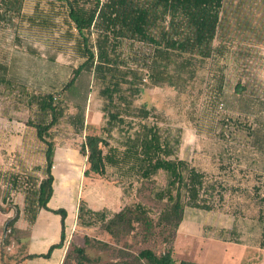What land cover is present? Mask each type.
I'll return each mask as SVG.
<instances>
[{"label":"rangeland","instance_id":"obj_1","mask_svg":"<svg viewBox=\"0 0 264 264\" xmlns=\"http://www.w3.org/2000/svg\"><path fill=\"white\" fill-rule=\"evenodd\" d=\"M22 13L23 17L15 20V28L0 24V77L8 81L6 86H0V128L14 129L12 154L4 150V155L18 166L24 161L21 142H27L28 152L36 162L41 152L34 129L26 125L29 120L38 119V108L30 103V97L53 95L63 99L66 117L53 129L59 147L80 146L85 135L101 134L105 122L101 112L103 102L98 96L100 86L92 77L83 76L74 95L65 90L73 70L83 60L75 52L73 38L68 37L62 3L24 0ZM214 47L221 55L207 61L184 93L168 86L146 87L135 105L146 103L150 108L155 107L165 120L163 128L171 129L181 138L179 158L226 189L223 210L203 211L202 220L227 221L233 216L259 219L260 213H264L261 203L264 197V1L226 0ZM144 80L147 82L146 77ZM81 104L86 105L88 128L78 134L68 117ZM25 126L28 132L23 134ZM22 134L24 140L20 141ZM112 143L116 145L115 140ZM35 167L7 173H31L36 178L33 180L41 179L42 173L35 171ZM117 179L112 169L106 178L87 179L83 197L87 207L107 210L110 216L113 211L141 203L153 218L157 217L164 202L154 195L166 188L165 173L160 172L153 183L142 189L127 182L125 193L115 184ZM23 196V190H13L5 179H0V264H40L48 260L27 259L32 226L24 215L22 229L15 226V231L12 227L5 231L8 211L16 205L23 207ZM85 237L91 239L86 247L87 255L96 264H115L119 257L130 258L144 248L157 252L165 248L161 239L145 242L135 233L116 241L104 231L101 222L92 227L78 224L67 235L62 249L64 259L72 245L85 247Z\"/></svg>","mask_w":264,"mask_h":264},{"label":"trees","instance_id":"obj_2","mask_svg":"<svg viewBox=\"0 0 264 264\" xmlns=\"http://www.w3.org/2000/svg\"><path fill=\"white\" fill-rule=\"evenodd\" d=\"M55 1L65 9L68 37L73 38L75 52L83 60L73 70L65 90L74 95L77 82L89 75L100 86L98 96L103 102L105 122L101 134L85 135L79 147L87 159L84 176L101 179L108 176L109 169L115 170V184L123 193L127 182L142 189L153 183L160 172L167 177L166 188L154 195L164 202L156 218L141 203L125 206L109 216L107 210L95 211L81 201L78 224L92 227L101 222L104 231L116 241L135 233L145 242L161 239L165 246L162 252L141 249L130 258L119 257L115 264H178L173 245L186 209L220 211L226 189L179 158L181 138L163 128L165 120L155 107L146 103L138 107L135 103L146 87L168 86L184 93L207 61L221 55L214 43L222 27L226 0ZM23 4L24 0H0V24L15 28V20L23 17ZM7 84L5 77H0V86ZM29 100L38 108V119L29 120L26 125L34 129L37 141L44 144L46 159L44 168L36 166L34 170L44 178L33 180L36 178L31 173L0 172V179H5L11 189L24 191L23 211L17 205L13 208L14 215L6 222L8 229L15 231L22 212L31 226L42 210L61 216L60 242L46 254L27 256L28 260L50 259L55 250L64 248L67 238V211L48 207L54 194L53 129L66 114L63 99L57 96H32ZM75 107L76 113L68 117V122L75 133L81 134L88 128L86 105ZM261 203L264 205V197ZM258 220L264 223L263 212ZM84 242L85 247L71 246L63 264H96L86 252L91 239L85 237ZM261 245L264 248V233Z\"/></svg>","mask_w":264,"mask_h":264},{"label":"crops","instance_id":"obj_3","mask_svg":"<svg viewBox=\"0 0 264 264\" xmlns=\"http://www.w3.org/2000/svg\"><path fill=\"white\" fill-rule=\"evenodd\" d=\"M27 130L25 126L23 134L28 132ZM13 132L14 129L12 128L7 131L0 128V172H14L18 168H32V166L44 168L46 165L45 146L39 141L37 142L40 144L41 152L37 157V162L31 152H28L26 141L21 142L22 145H20V150L24 154L22 157L24 161L19 166L13 159L9 161L6 159L4 150L9 155L12 154L11 146L14 144V140L11 134ZM23 134L19 137L20 141L24 140ZM79 147H59L56 143L52 170L54 194L48 207L51 210L66 209L68 211L66 235L74 232L78 226L79 205L81 201H84L87 179H96V177L86 178L84 176L87 169V159L80 153ZM43 178L42 175L41 179ZM19 195L22 196L23 194ZM19 208L23 211L24 196L23 207L19 206ZM90 208L100 211V209ZM121 210L118 209L113 212L117 213ZM12 211H9L11 215L8 212L9 219L14 215ZM202 212L190 208L185 211L184 220L173 245L174 258L178 264L180 262L191 264H264V248L261 245V238L264 233L263 222L258 219H241L234 216L227 221L218 218L205 221L201 219V216H204ZM24 221L22 212L21 218L16 223V228L22 229ZM61 233V218L49 211H40L30 232L26 248L27 256L46 254L52 245L60 242ZM63 260L64 255L60 249L55 250L50 259L42 260L40 264H62Z\"/></svg>","mask_w":264,"mask_h":264},{"label":"water","instance_id":"obj_4","mask_svg":"<svg viewBox=\"0 0 264 264\" xmlns=\"http://www.w3.org/2000/svg\"><path fill=\"white\" fill-rule=\"evenodd\" d=\"M8 228V223H6L5 230Z\"/></svg>","mask_w":264,"mask_h":264},{"label":"flooded vegetation","instance_id":"obj_5","mask_svg":"<svg viewBox=\"0 0 264 264\" xmlns=\"http://www.w3.org/2000/svg\"><path fill=\"white\" fill-rule=\"evenodd\" d=\"M7 230H8V228L5 230V231H6V233L8 232Z\"/></svg>","mask_w":264,"mask_h":264}]
</instances>
